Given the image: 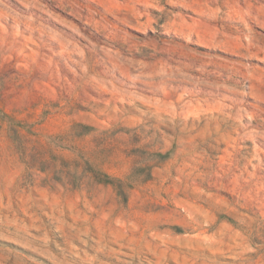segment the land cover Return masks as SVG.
<instances>
[{"label":"clouds","instance_id":"9594fccd","mask_svg":"<svg viewBox=\"0 0 264 264\" xmlns=\"http://www.w3.org/2000/svg\"><path fill=\"white\" fill-rule=\"evenodd\" d=\"M0 264H264V0H0Z\"/></svg>","mask_w":264,"mask_h":264}]
</instances>
